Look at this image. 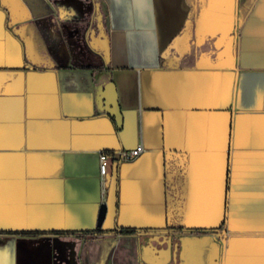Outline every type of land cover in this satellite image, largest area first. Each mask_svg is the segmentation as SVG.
<instances>
[{
    "label": "crops",
    "instance_id": "obj_1",
    "mask_svg": "<svg viewBox=\"0 0 264 264\" xmlns=\"http://www.w3.org/2000/svg\"><path fill=\"white\" fill-rule=\"evenodd\" d=\"M15 1L0 0V264L122 230L166 240L140 264H264V0H88L80 44L76 13L62 29ZM108 83L119 126L97 106ZM138 144L100 175L99 153Z\"/></svg>",
    "mask_w": 264,
    "mask_h": 264
},
{
    "label": "rangeland",
    "instance_id": "obj_2",
    "mask_svg": "<svg viewBox=\"0 0 264 264\" xmlns=\"http://www.w3.org/2000/svg\"><path fill=\"white\" fill-rule=\"evenodd\" d=\"M58 1L62 0H16L14 8L23 17L34 18L39 24L48 23L50 16H56L62 29L68 28L63 20V14L76 13L75 16L78 17L69 23L76 27L75 34L66 35V39L80 44L81 31L89 20L92 5L88 0H72L69 1L70 4L66 0L60 4ZM62 242L69 244L75 264H140L143 248L151 246L159 248L160 245L166 244L164 243L166 240L164 238L162 240L159 235L148 237L137 234L119 237L67 236ZM60 255L63 256V253Z\"/></svg>",
    "mask_w": 264,
    "mask_h": 264
},
{
    "label": "water",
    "instance_id": "obj_3",
    "mask_svg": "<svg viewBox=\"0 0 264 264\" xmlns=\"http://www.w3.org/2000/svg\"><path fill=\"white\" fill-rule=\"evenodd\" d=\"M96 101L99 109L106 113H109L115 117L117 125H120V114L116 104L115 93L111 83L105 84L102 87L97 88ZM104 212V206L100 209V219Z\"/></svg>",
    "mask_w": 264,
    "mask_h": 264
},
{
    "label": "built area",
    "instance_id": "obj_4",
    "mask_svg": "<svg viewBox=\"0 0 264 264\" xmlns=\"http://www.w3.org/2000/svg\"><path fill=\"white\" fill-rule=\"evenodd\" d=\"M144 148L141 144H138L132 149H119L108 153H99V173L102 176L105 172L106 161L110 159L112 162L119 164L121 162H128L138 157Z\"/></svg>",
    "mask_w": 264,
    "mask_h": 264
},
{
    "label": "flooded vegetation",
    "instance_id": "obj_5",
    "mask_svg": "<svg viewBox=\"0 0 264 264\" xmlns=\"http://www.w3.org/2000/svg\"><path fill=\"white\" fill-rule=\"evenodd\" d=\"M55 241L52 247V264H67L68 262L74 263L73 254L69 249V244ZM63 253V256L60 254Z\"/></svg>",
    "mask_w": 264,
    "mask_h": 264
},
{
    "label": "trees",
    "instance_id": "obj_6",
    "mask_svg": "<svg viewBox=\"0 0 264 264\" xmlns=\"http://www.w3.org/2000/svg\"><path fill=\"white\" fill-rule=\"evenodd\" d=\"M123 231V232H122ZM121 232L123 233V234H132L133 232H131V231H124V230H122Z\"/></svg>",
    "mask_w": 264,
    "mask_h": 264
}]
</instances>
